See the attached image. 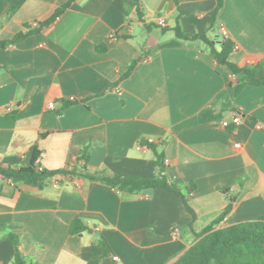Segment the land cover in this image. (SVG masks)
<instances>
[{"label":"crops","instance_id":"obj_1","mask_svg":"<svg viewBox=\"0 0 264 264\" xmlns=\"http://www.w3.org/2000/svg\"><path fill=\"white\" fill-rule=\"evenodd\" d=\"M67 1L0 0V40ZM141 5L143 19L133 0H76L41 32L0 50V162L27 167L37 145L47 169L156 177L152 142L197 214L196 232L231 198L219 226L264 217V84L237 91L246 76L217 62L202 40L160 48L180 27L218 50L231 40L229 60L240 66L264 65V0H223L219 10V0ZM256 77L264 80V68ZM205 109L219 119L200 121ZM82 154L87 161L77 163ZM79 173L43 187L0 178V264H14V241L30 264H171L196 242L180 195L124 191ZM75 218L89 229L72 233Z\"/></svg>","mask_w":264,"mask_h":264},{"label":"trees","instance_id":"obj_2","mask_svg":"<svg viewBox=\"0 0 264 264\" xmlns=\"http://www.w3.org/2000/svg\"><path fill=\"white\" fill-rule=\"evenodd\" d=\"M76 0H69L66 3L57 7L54 13L46 20L38 23L37 27L25 24L24 29L18 32L13 38L7 40H0V50L8 48L11 44H16L33 33L41 32L46 27L53 24L60 18L69 7ZM138 6V14L140 19H143L144 9L141 5V0H133ZM177 2V0H174ZM223 0H219L218 10L222 7ZM176 38L163 42L160 48L163 47H176L181 46L184 40H202L209 47L212 55L217 62L227 65L232 72L236 74H243L246 80L239 84L237 91H240L246 84L260 85L264 84V80L257 79V72L264 68L261 63H247L240 66L229 60V55L234 49V44L229 39L222 41V48L216 49L215 41L209 39L205 34H199L192 37L187 36L182 32L180 27L175 28ZM150 52H148V55ZM141 60L135 59L128 67L124 77L129 76L136 64ZM74 101V100H72ZM66 102V105L72 103ZM220 114H216L211 109L202 110L200 113V121L208 122L218 120ZM43 135V134H42ZM155 155V163L158 167V175L156 177H140V176H105L102 172L90 171L85 165L82 166L78 172V166H71L59 169H47L42 167L41 159L45 157V151L33 145L30 149L31 163L27 167H13L7 162H0V178L10 179L14 183L23 182L29 185L43 187L46 180L51 177L59 176L60 174H77L85 176L91 180H101L104 183L118 188L120 190L137 192L148 190L152 188H160L170 190L180 195L187 209V218L185 221L186 226L195 234L196 242L186 250L178 259L171 264H264V217L257 219L245 220L230 226H219L220 221L230 212L232 208L233 198L229 202L223 212L219 215L213 223L205 227L202 231L196 232L194 228L197 214L189 204L186 195L181 191L180 187L172 182L166 175L164 165V154L158 151L157 147L152 142H147ZM87 161V157L82 154L77 158V163ZM89 226L84 223L80 218H75L71 224L70 231L74 234H80L88 230ZM13 239V236L11 237ZM16 246L12 261L14 264H30L17 248V242L14 241ZM103 246L104 244L101 243Z\"/></svg>","mask_w":264,"mask_h":264},{"label":"built area","instance_id":"obj_3","mask_svg":"<svg viewBox=\"0 0 264 264\" xmlns=\"http://www.w3.org/2000/svg\"><path fill=\"white\" fill-rule=\"evenodd\" d=\"M157 22H158V25H160V26H163V25L166 24V21H165L164 18H159ZM72 100H74V99H72ZM53 104H54L53 102H50L49 106L53 107ZM240 120H241L240 114L236 113L235 116L232 119V122L235 123V124H238L240 122ZM221 124H222L223 127H228L230 125V121L229 120H223L221 122ZM113 259L115 261H117V260H119V257L118 256H113Z\"/></svg>","mask_w":264,"mask_h":264}]
</instances>
